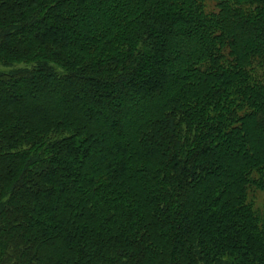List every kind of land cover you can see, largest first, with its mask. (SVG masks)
Returning <instances> with one entry per match:
<instances>
[{"label": "trees", "instance_id": "obj_1", "mask_svg": "<svg viewBox=\"0 0 264 264\" xmlns=\"http://www.w3.org/2000/svg\"><path fill=\"white\" fill-rule=\"evenodd\" d=\"M255 191L264 0H0V264H264Z\"/></svg>", "mask_w": 264, "mask_h": 264}, {"label": "rangeland", "instance_id": "obj_2", "mask_svg": "<svg viewBox=\"0 0 264 264\" xmlns=\"http://www.w3.org/2000/svg\"><path fill=\"white\" fill-rule=\"evenodd\" d=\"M210 5V2H209ZM160 74L154 75L152 76V79L147 81V82H142L141 85L142 86H146V84H154L158 78H159ZM254 202H255V206L260 209V212L262 213V215L264 216V193L260 192V191H255L254 193Z\"/></svg>", "mask_w": 264, "mask_h": 264}]
</instances>
